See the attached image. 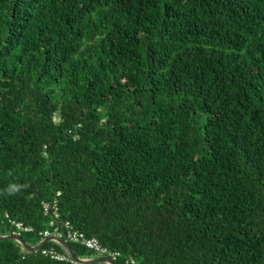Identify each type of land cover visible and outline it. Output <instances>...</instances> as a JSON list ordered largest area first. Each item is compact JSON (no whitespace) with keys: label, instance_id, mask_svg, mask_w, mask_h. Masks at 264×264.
Here are the masks:
<instances>
[{"label":"trees","instance_id":"trees-1","mask_svg":"<svg viewBox=\"0 0 264 264\" xmlns=\"http://www.w3.org/2000/svg\"><path fill=\"white\" fill-rule=\"evenodd\" d=\"M43 202L116 264H264V0H0V234Z\"/></svg>","mask_w":264,"mask_h":264},{"label":"built area","instance_id":"built-area-1","mask_svg":"<svg viewBox=\"0 0 264 264\" xmlns=\"http://www.w3.org/2000/svg\"><path fill=\"white\" fill-rule=\"evenodd\" d=\"M43 213L44 215H48L49 223L53 227V232H50L48 230H42L39 231V235L42 238L48 237V236H55L59 239H64L66 241H79L80 244H83V246L98 254H104L107 252V249L100 244V242L95 238H86L83 236L78 235L76 232L71 230L70 223L68 221L56 223V216L57 214L55 212H52V209L55 206L52 204V202H43ZM10 224L14 226V229L16 231H33V227L25 226L22 222L16 221L13 219H10ZM53 242L58 243L55 240L52 239ZM43 254L48 255L50 258L55 260H70L73 264H85V258L79 257L80 261H73L72 259H69L67 255H63L61 252L57 251L54 247H48L41 251ZM113 258L117 256V253H110Z\"/></svg>","mask_w":264,"mask_h":264},{"label":"clouds","instance_id":"clouds-1","mask_svg":"<svg viewBox=\"0 0 264 264\" xmlns=\"http://www.w3.org/2000/svg\"><path fill=\"white\" fill-rule=\"evenodd\" d=\"M20 190V186H18V185H16V184H12V185H10L9 187H8V189H7V192L9 193V194H13V193H15V192H17V191H19ZM5 217H7V214H5ZM14 220V219H13ZM16 221H19V220H17V219H15ZM20 222H22V221H20ZM23 223V222H22ZM24 224V223H23ZM25 225V224H24ZM25 226H29V225H25ZM29 227H31V226H29ZM8 228H10L8 231H6L5 233H3V234H0L1 236H6V235H17L18 237H20L21 238V234L22 233H30V232H33L34 231V229H33V231H16L15 229H14V226H12L11 224H9V227ZM39 234V233H38ZM48 237H51V239L50 240H48V241H46L45 243H47V242H53L52 241V239L53 240H55V238H57V237H55V236H48ZM45 238H47V237H45ZM45 238H42L41 239V236H40V238H39V240L36 242V243H34V244H28V245H30V246H33V245H36V244H38L40 241H42L43 239H45ZM22 239V238H21ZM96 239V238H95ZM12 240H14L16 243H17V245L20 247V249H22V250H26L25 249V247L23 246V244L18 240V239H12ZM23 240V239H22ZM64 240V239H63ZM98 240V239H97ZM24 241V240H23ZM56 241H57V239H56ZM66 241V240H65ZM25 242V241H24ZM58 242V241H57ZM67 243L69 242V241H66ZM44 243V244H45ZM53 243H55V242H53ZM43 244V245H44ZM55 244H57L58 246H60L61 247V250L62 251H59V252H61L63 255H67L68 257H69V259H72L73 261H76L75 259H73V257L71 256V254L69 253V251L62 245V244H60L59 242L58 243H55ZM69 244V243H68ZM101 244V243H100ZM43 245L39 248V249H36V250H34V251H38V250H40V251H42L43 249H45L44 247H43ZM49 247H51V246H49ZM71 247V246H70ZM48 248V247H47ZM106 248V247H105ZM56 249V248H55ZM107 249V252L106 253H104V254H98V253H94V252H92V251H90V250H88L87 249V251H89V252H91V255H88V256H86V255H78V254H76L73 250V252H74V254H75V256L78 258V260L80 261V259H79V257H81V258H85V264H93V263H88L87 261L90 259V258H93V257H100V256H107V257H109L113 262H115V260L120 256V254H119V252H117V251H109L108 250V248H106ZM57 250V249H56ZM26 251H28V250H26ZM58 251V250H57ZM42 253V252H41ZM110 253H117V256L115 257V258H113L112 257V255L110 254ZM43 254V253H42ZM45 255V254H44ZM48 256V255H47ZM50 258V257H49ZM52 259V258H51ZM55 260V259H54ZM58 261H62V262H65V263H70V264H73L70 260H58ZM134 260H133V258L132 257H129L128 259H127V263L128 264H133L132 262H133ZM99 263H102V264H110L108 261H104V262H99ZM116 263V262H115Z\"/></svg>","mask_w":264,"mask_h":264},{"label":"water","instance_id":"water-1","mask_svg":"<svg viewBox=\"0 0 264 264\" xmlns=\"http://www.w3.org/2000/svg\"><path fill=\"white\" fill-rule=\"evenodd\" d=\"M2 239H18L23 244V246L25 247L26 250L34 251L36 249H39L46 241L50 240L51 237H47V238L43 239L42 241H40L38 244L33 245V246L28 245L26 242H24L17 235H6V236L0 235V240H2ZM55 239H57V241L60 244H62L69 251V253L73 257V259H75L76 261H79L78 258L75 256L74 252L72 251V248L70 247V245L65 240L59 239V238H55ZM104 261L105 262L108 261L110 264H116L107 256L93 257V258H90L87 262L88 263H96V262H104Z\"/></svg>","mask_w":264,"mask_h":264},{"label":"rangeland","instance_id":"rangeland-1","mask_svg":"<svg viewBox=\"0 0 264 264\" xmlns=\"http://www.w3.org/2000/svg\"><path fill=\"white\" fill-rule=\"evenodd\" d=\"M47 225H45L40 231H42V230H48V231H50V232H53V227L50 225V223H49V219L47 220ZM54 233V232H53ZM55 244V243H54ZM56 245V244H55ZM55 245H51L52 247H54V248H56L58 251H62L61 250V247L59 246V248H57ZM90 254V253H89ZM93 264H102V263H99V262H96V263H93Z\"/></svg>","mask_w":264,"mask_h":264}]
</instances>
